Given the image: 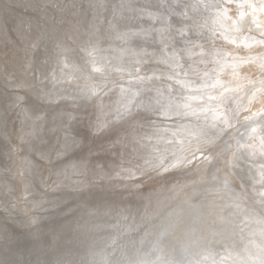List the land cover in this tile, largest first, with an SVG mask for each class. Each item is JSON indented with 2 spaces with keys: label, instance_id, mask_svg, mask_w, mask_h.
<instances>
[{
  "label": "rangeland",
  "instance_id": "rangeland-1",
  "mask_svg": "<svg viewBox=\"0 0 264 264\" xmlns=\"http://www.w3.org/2000/svg\"><path fill=\"white\" fill-rule=\"evenodd\" d=\"M154 1L0 0V264H264V0ZM153 182L164 206L144 215Z\"/></svg>",
  "mask_w": 264,
  "mask_h": 264
},
{
  "label": "bare ground",
  "instance_id": "bare-ground-1",
  "mask_svg": "<svg viewBox=\"0 0 264 264\" xmlns=\"http://www.w3.org/2000/svg\"><path fill=\"white\" fill-rule=\"evenodd\" d=\"M123 1H124V0H123ZM143 1H145V0H143ZM148 1H149V0H148ZM148 1L146 0L145 5H146V3H147ZM153 1H154V0H153ZM155 1H157V0H155ZM155 1H154V2H155ZM157 2H160V0L157 1ZM142 3H143V2H142ZM148 3H150V6H151L152 4H153V5H156V4H154V3L152 2V0H151L150 2H148ZM148 3H147V6H148ZM155 3H156V2H155ZM163 3H164V2H162L161 4L163 5ZM157 4H158V3H157ZM164 5L167 6V4H165V3H164ZM168 5H169V4H168ZM170 5H171V4H170ZM172 5H173V4H172ZM157 6H158V5H156V7H157ZM159 6H160V3H159ZM165 6H164V7H165ZM161 7H162V6H161ZM224 7H225V6H224ZM238 7H239V6H238ZM240 7H241V6H240ZM145 8H147V7H145ZM170 8H172V7H170ZM140 9H141V8H140ZM149 10H150V9H149ZM172 10H173V9H172ZM247 10H248V9H247ZM150 11H151V10H150ZM138 12H139V11H138ZM141 12L143 13V12H145V10L143 9ZM141 12H140V13H141ZM146 12H147V11H146ZM244 12H245V10H244ZM169 13H170V12H169ZM7 14H8V13H7ZM147 14H148V13H147ZM174 14H175V13H174ZM176 14H177V13H176ZM231 14H232V13H231ZM140 15H141V14H140ZM148 15H149V14H148ZM171 15H172V14H171ZM117 16H118V15H117ZM117 16H116V17H117ZM142 16H143V14H142ZM145 16H146V14H145ZM148 17H149V16H148ZM222 17H223V16H222ZM245 17H246V16H245ZM136 18H138V17H135V19H136ZM173 18H174V17H173ZM175 18H176V17H175ZM175 18H174V19H175ZM138 19H139V18H138ZM140 19H141V18H140ZM156 19H157V18H156ZM158 19H159V18H158ZM221 19H222V18H221ZM146 20H147V19H146ZM146 20H145V21H146ZM170 20H171V19H170ZM223 20H225V18H224ZM143 21H144V20H143ZM148 21H149V20H148ZM157 21H158V20H157ZM181 21H182V20H181ZM120 22H121V21H120ZM123 22H124V21H123ZM130 22H131V21H129L128 23H130ZM138 22H139V21H138ZM149 22H150V21H149ZM158 22H159V21H158ZM133 23H134V21H133ZM147 23H148V22H147ZM150 23H151V22H150ZM221 23H222V22H221ZM125 24H127V23H125ZM142 24H143V23H142ZM144 24H145V23H144ZM151 24H152V23H151ZM171 24H172V23H171ZM208 24H209V23H208ZM208 24H207V26H209ZM236 24H237V23H236ZM236 24H235V27L237 26ZM152 25H153V24H152ZM152 25H151V26H152ZM240 25H241V24H240ZM245 25H246V24H245ZM245 25H244V26H245ZM139 26H140V24H139L137 27H139ZM142 26H143V25H142ZM171 26H172V25H171ZM173 26H174V25H173ZM173 26H172V27H173ZM181 26H182V25H181ZM195 26H196V25H195ZM242 26H243V24H242ZM242 26H241V27H242ZM154 27H155V26H154ZM237 27H238V28H241V27H239V25H238ZM150 28H152V27H150ZM156 28H157V27H156ZM158 28H159V27H158ZM173 28H174V27H173ZM221 28H222V27H221ZM141 29H142V28H141ZM169 30H172V28H171V29H168V31H169ZM194 30H195V29H194ZM223 30H224V29H223ZM154 31H155V30H154ZM173 31H174V30H173ZM173 31L171 32V36H172L175 40H177V39H178V36H177L178 34H177V35L174 34ZM237 31H238V30H237ZM256 31H257V30H256ZM256 31H255V32H256ZM151 32H152V31H150V33H151ZM169 32H170V31H169ZM238 32H239V31H238ZM226 33H227V32H226ZM231 33H234V32H231ZM151 34H152V33H151ZM152 35H154V32H153ZM234 35H235V33H234ZM240 35H241V34H240ZM247 35H248V33H247ZM10 36H11V35H10ZM14 36H15V35H14ZM60 36H61V35H60ZM119 36H120V35H119ZM137 36L139 37V35H137ZM141 36H142V35H141ZM147 36H148V35H147ZM150 36H151V35H150ZM182 36H183V35H182ZM135 37H136V36H135ZM148 37H149V36H148ZM154 37H155V36H154ZM154 37H153V40H152V41H154ZM223 37H224V36H223ZM219 38H220V36H219ZM227 38H228V37H227ZM233 38H234V37H233ZM247 38H248V37H247ZM249 38H250V37H249ZM115 39H116V38H115ZM148 39H149V38H148ZM235 39H236V38H235ZM235 39H234V40H235ZM124 40H125V39H124ZM133 40H134V39H133ZM140 40H141V39H140ZM210 40H211V39H210ZM246 40H247V39H246ZM253 40H254V39H253ZM253 40H252V42H254ZM120 41H121V40H120ZM215 41L217 42V39H216ZM235 41H236V40H235ZM237 41H238V40H237ZM121 42H122V41H121ZM218 42L220 43V41H218ZM123 43H124V41H123ZM214 43H215V42H214ZM234 43H235V42H234ZM238 43H239V42H238ZM238 43H237V44H238ZM118 44H119V43H118ZM222 44H223V43L221 42V47H222V46H225V45H222ZM235 44H236V43H235ZM157 45H158V44H157ZM219 45H220V44H219ZM116 46H117V45H116ZM119 46H120V45H119ZM150 46H151V45H150ZM154 46H155V44H154ZM176 46H177V45H176ZM243 46H244V45H243ZM152 47H153V46H152ZM185 47H186V46H185ZM231 47H232V46H231ZM110 48H111V47H110ZM110 48H109V49H110ZM148 48H149V47H148ZM171 48H172V47H171ZM177 48H178V47H177ZM179 48H180V47H179ZM183 48H184V47H183ZM186 48H187V47H186ZM224 48H225V47H224ZM111 49H114V48H111ZM123 49H124V48H123ZM221 49L223 50V48H221ZM233 49H235V48H233ZM115 50H116V52L118 51L117 49H115ZM119 50H120V49H119ZM137 50H138V49H137ZM186 50H187V49H186ZM225 50H226V48H225ZM225 50H224V51H225ZM237 50H239V48H237ZM237 50H236V51H237ZM108 51H109V50H108ZM113 51H114V50H113ZM133 51H134V50H133ZM181 51H182V50H181ZM191 51H192V50H191ZM250 51H251V49H250ZM250 51H249V52H250ZM101 52H102V51H101ZM135 52H136V51H135ZM160 52H161V51H160ZM175 52H177V51H175ZM195 52H196V51H195ZM227 52H229L228 49H227L226 53H227ZM233 52H234V54H235V51H234V50H233L232 52L230 51V54H233ZM242 52H245V51L243 50ZM242 52L240 51V52L238 53V51H237L236 55H237V54L240 55V53H241V54H242V55H240V57H241V56L244 55ZM258 52H259V51H258ZM114 53H115V52H114ZM147 53H148V52H147ZM183 53H184V52H183ZM183 53H181V54H183ZM254 53H255V52H253V54H254ZM111 54H113V53H111ZM119 54H120V53H119ZM163 54H164V53H163ZM175 54H176V53H175ZM247 54H248V53H247ZM115 55H117V54H114V56H115ZM227 55H228V54H227ZM236 55H235V56H236ZM251 55H252V54H251ZM123 56H124V55H123ZM178 56H179V55H178ZM133 57H135V56H133ZM133 57H132V58H133ZM238 57H239V56H238ZM77 58H78V57H77ZM124 58H125V57H124ZM136 58H138V57H136ZM245 58H247V57L245 56ZM79 59H80V58H79ZM116 59H117V58H116ZM130 59H131V58H130ZM233 59H235V57H234ZM113 60H115V59H113ZM235 60H236V59H235ZM85 61H87V60H85ZM165 61H166V60H165ZM13 62H14V61H13ZM66 62H67V61H66ZM83 63H85V62L83 61ZM83 63H82V64H83ZM86 63H88V62H86ZM136 63H137V62H136ZM242 63H243V62H242ZM246 63H247V62H246ZM238 64H239V63H238ZM243 64H244V63H243ZM250 64H251V63H250ZM259 64H260V63H259ZM261 64H262V63H261ZM32 65H33V64H32ZM32 65H31V66H32ZM84 65H86V64H84ZM164 65H165V64H164ZM169 65H170V64H169ZM241 65H242V64H241ZM31 66H30V68H31ZM86 66H87V65H86ZM236 66H237V71L240 70V69H238V65H236ZM104 67H105V66H104ZM112 67H113V66H112ZM176 67H177V66H176ZM253 67H254V66H253ZM258 67H259V66H258ZM98 68H99V67H98ZM100 68H101V67H100ZM143 68H145V67H143ZM173 68H174V67H173ZM184 68H185V67H184ZM239 68H240V67H239ZM245 68L248 69L247 67H243V69H245ZM251 68H252V67H251ZM103 69H104V68H103ZM158 69H159V68H158ZM163 69H164V68H163ZM163 69H162V70H163ZM234 69H236V68L234 67ZM246 69H245V70H246ZM123 70H124V69H123ZM183 70H184V69H183ZM248 70H249V69H248ZM248 70H247V71H248ZM257 70H259V69H257ZM37 71H38V70H37ZM225 71L227 72L228 70H225ZM232 71H233V70H232ZM232 71H230V72H232ZM247 71H245V72H246V75H247ZM123 72H124V71H123ZM164 72H165V71H164ZM169 72H170V70H169ZM173 72H174V71H173ZM175 72H177V71H175ZM228 72H229V71H228ZM238 72H239V74H240L242 71L240 70V71H238ZM238 72H237V73H238ZM253 72H254V71H253ZM85 73H86V72H85ZM137 73H138V72H137ZM114 74H115V73H114ZM123 74H124V73H123ZM162 74H163V73H162ZM231 74H232V73H231ZM233 74L236 76L235 72H234ZM242 74H243V73H242ZM250 74H251V72H250ZM255 74H256V73H255ZM80 75H81V74H80ZM121 75H122V74H121ZM138 75H139V74H138ZM142 75H143V73H142ZM223 75H224V74H223ZM234 75H233V76H234ZM135 76H136V74H135ZM166 76H168V75H166ZM227 76H229V75H227ZM237 76H238V75H237ZM242 76H244V75H242ZM257 76H258V75H257ZM41 77H42V76H41ZM121 77H122V76H121ZM124 77H125V76H124ZM143 77H144V76H143ZM161 77H162V76H161ZM230 77H232V76H230ZM239 77H240V75H239ZM245 77H246V76H245ZM78 78H79V77H78ZM114 78H115V77H114ZM119 78H120V77H119ZM145 78H146V77H145ZM157 78H158V76H157ZM232 78H233V77H232ZM235 78H236V77H235ZM22 79H23V78H22ZM44 79H45V78H44ZM50 79H51V78H50ZM66 79H67V78H66ZM107 79H108V78H107ZM126 79H127V78H126ZM128 79H129V78H128ZM148 79H150L149 82H151V80H152L153 78L150 77V78H148ZM178 79H179V78H178ZM186 79H187V77H186ZM99 80H100V79H99ZM138 80H140V79H138ZM143 80H145V79H143ZM235 80H236V79H235ZM39 81H40V80H39ZM41 81H42V80H41ZM132 81H133V80H132ZM135 81H136V80H135ZM135 81H133V84L135 83ZM153 81H154V80H153ZM128 82H129V81H128ZM144 82H145V81H142V82H141V85H142V86L140 85L139 88L142 87L141 89H143V87H145V86L148 85V83H144ZM159 82H160V81H159ZM52 83H53V82H52ZM60 83H61V82H60ZM138 83H139V82H138ZM153 83H154V82H153ZM163 83H164V81H163ZM72 84H73V83H72ZM72 84L70 83V85H72ZM136 84H137V83H136ZM168 84H169V83H168ZM185 84H186V83H185ZM188 84H189V83H188ZM243 84H244V83H243ZM101 85H102V84H101ZM112 85H114V83H113ZM112 85H111V86H112ZM121 85H122V84H121ZM150 85H152V83H151ZM163 85L166 86L167 84H163ZM36 86H37V84H36ZM135 86H136V85H135ZM34 87H35V86H34ZM43 87H44V86H43ZM75 87H76V86H75ZM94 87H95V86H94ZM96 87H97V86H96ZM166 87H167V86H166ZM187 87H188V86H187ZM235 87H236V86H235ZM44 88H45V87H44ZM46 88H47V87H46ZM120 88H121V87H120ZM122 88H123V87H122ZM247 88H248V87H247ZM261 88H262V87H261ZM161 89H162V88H161ZM245 89H246V88H245ZM259 89H260V88H259ZM102 90H103V89H102ZM117 90H118V89H117ZM175 90H176V89H175ZM247 90H248V89H247ZM129 91H131V90H129ZM250 91H251V90H250ZM229 92H230V91H229ZM231 92H232V91H231ZM248 92H249V91H248ZM121 93H122V92H121ZM62 94H63V93H62ZM99 94H100V93H99ZM116 94H117V93H116ZM182 94H183V93H182ZM255 94H256V92H255ZM66 95H67V94H66ZM69 95H70V94H69ZM87 95H88V94H87ZM117 95H118V94H117ZM197 95H198V94H197ZM200 95H201V94H200ZM232 95H233V94H232ZM2 96H3V95H2ZM45 96H46V95H45ZM73 96H74V95H73ZM83 96H84V95H83ZM201 96H202V95H201ZM12 97H13V96H12ZM105 97H106V96H105ZM110 97H111V96H110ZM192 97H193V95H192ZM0 98H1V96H0ZM5 98H6V97H5ZM182 98H183V97H182ZM187 98H188V97H187ZM187 98H186V99H187ZM97 99H98V98H97ZM138 99H139V98H138ZM189 99H190V98H189ZM195 99H196V98H195ZM195 99H194V100H195ZM197 99H198V98H197ZM207 99H208V98H207ZM0 100H3V98L0 99ZM9 100H10V99H9ZM11 100H12V99H11ZM94 100H95V99H94ZM98 100H100V99H98ZM191 100H192V99H191ZM203 100H204V99H203ZM263 100H264V98H263ZM18 101H19V100H18ZM207 101H208V100H207ZM12 102H13V101H12ZM75 102H76V101H75ZM100 102H101V101H100ZM100 102H99V103H100ZM102 102H104V101H102ZM244 102H245V101H244ZM263 102H264V101H263ZM1 103H3V102L1 101ZM81 103H82V102H81ZM88 103H89V102H88ZM90 103L92 104V102H90ZM93 103H94V102H93ZM95 103H96V102H95ZM99 103H98V104H99ZM120 103H121V102H120ZM184 103H185V102H184ZM189 103H190V102H189ZM193 103H194V102H193ZM198 103H199V102H198ZM14 104H15V103H14ZM71 104H72V102H71ZM117 104H118V103H117ZM124 104H125V102H124ZM134 104H135V103H134ZM175 104H176V103H175ZM195 104H196V103H195ZM200 104H201V103H200ZM205 104H206V103H205ZM237 104H238V103H237ZM259 104H261V103H259ZM259 104H258V106H260ZM93 105H94V104H93ZM120 105H121V104H120ZM120 105H119V106H120ZM122 105H123V104H122ZM122 105H121V106H122ZM170 105H171V104H170ZM263 105H264V103H263ZM90 106H91V105H90ZM130 106H131V105H130ZM138 106H139V105H138ZM167 106H169V105H167ZM13 107H14V106H13ZM115 107H116V106H115ZM135 107H137V106H135ZM172 107H173V106H172ZM261 107H262V106H261ZM261 107H260V108H261ZM59 109H60V108H59ZM59 109H58V110H59ZM124 109H125V107H124ZM257 109H258V108H257ZM261 109H262V108H261ZM62 110H63V108H62ZM64 110H65V109H64ZM84 110H85V109H84ZM84 110H83V111H84ZM86 110L88 111V107H87ZM86 110H85V111H86ZM245 110H246V109H245ZM53 111H54L53 114H55V113H56L55 110H53ZM81 111H82V110H81ZM121 111H122V110H121ZM136 111H137V110H136ZM152 111H153V110H152ZM154 111H155V110H154ZM246 111H247V110H246ZM246 111H245V112H246ZM59 112H60V111H59ZM91 112H92V111H91ZM93 112H94V111H93ZM96 112H97V111H96ZM133 112H134V111H132V113H133ZM185 112H187V111H185ZM62 113H63V112H62ZM160 113H161V112H160ZM160 113H159V114H160ZM183 113H184V112H183ZM187 113H188V112H187ZM250 113H251V112H250ZM252 113H253V112H252ZM254 113H255V112H254ZM53 114H51V115H53ZM57 114H58V112H57ZM60 114H61V113H60ZM64 114H65V112H64ZM97 114H98V113H97ZM100 114H102V112H101ZM140 114H141V113H140ZM248 114H249V113H248ZM256 114H257V112H256ZM17 115H18V114H17ZM95 115H96V113H95ZM95 115L93 114V117H95ZM102 115H103V114H102ZM157 115H158V114H157ZM172 115H173V114H172ZM240 115H241V114H240ZM252 115H253V114H252ZM56 116H57V115H56ZM61 116H62V115H61ZM61 116H59V117H61ZM90 116H91V115H90ZM103 116H104V115H103ZM106 116H107V115H106ZM124 116H125V115H124ZM187 116H188V115H187ZM244 116H245V115H244ZM246 116H248V115H246ZM246 116H245V119H246ZM17 117H18V116H17ZM178 117H179V116H178ZM223 117H224V116H223ZM225 117H226V116H225ZM249 117H250V116H249ZM89 118H90V117H89ZM89 118H88V119H89ZM91 118H92V117H91ZM91 118H90V120H91ZM95 118H97V117H95ZM117 118H118V117H117ZM226 118H227V117H226ZM242 118H243V117H242ZM86 119H87V118H86ZM93 119H94V118H93ZM153 119H154V118H153ZM237 119H239V118H237ZM240 119H241V117H240ZM243 119H244V118H243ZM22 120H23V119H22ZM90 120H89V121H90ZM94 120H95V119H94ZM99 120H100V119H99ZM222 120L225 121V119H222ZM249 120H250V119H249ZM89 121H87V122L89 123ZM104 121H105V120H104ZM219 121H220V120H219ZM229 121H232V120L229 119ZM20 122H21V121H20ZM84 122H85V121H84ZM87 122H86V123H87ZM96 122H97V121H96ZM96 122H93V121L91 122V121H90V124H91V123H94V124H95ZM136 122H137V121H136ZM136 122H135V123H136ZM165 122H167V121H165ZM88 123H87V124H88ZM103 123H104V122H103ZM190 123H191V122H190ZM221 123H222V121H221ZM221 123H220V124H221ZM227 123L229 124V122H227ZM227 123H226V121H225V124H227ZM137 124H138V123H137ZM139 124H140V123H139ZM141 124H142V123H141ZM167 124H168V123H167ZM187 124H188V123H187ZM223 124H224V123H223ZM88 125H89V124H88ZM88 125H87V126H88ZM91 125H92V124H91ZM170 125H171V124H170ZM179 125H180V124H179ZM215 125H216V124H215ZM89 126H90V125H89ZM103 126H104V125H103ZM105 126H106V125H105ZM139 126H140V125H139ZM144 126H145V125H144ZM191 126H192V125H191ZM228 126H229V125H227L226 127L228 128ZM90 127H91V126H90ZM97 127H98V126H97ZM100 127H102V126H100ZM150 127H151V126H150ZM187 127H189V126H187ZM224 127H225V126H224ZM58 128H59V127H58ZM82 128H84V127H82ZM134 128H135V127H134ZM156 128H157V127H156ZM180 128H181V127H180ZM217 128H218V126H217ZM219 128H220V127H219ZM159 129H160V128H159ZM244 129H245V128H244ZM83 130H84V129H83ZM87 130H88V129H87ZM87 130H86V131H87ZM182 130H183V129H182ZM221 130H222V129H221ZM42 131H43V130H42ZM55 131H56V130H55ZM189 131H190V130H189ZM223 131H224V130H223ZM88 132H89V131H88ZM200 132H201V131H200ZM80 133H82V132H80ZM92 133H93V132H92ZM140 133L142 134V132H140ZM167 133H168V132H167ZM181 133H182V132H181ZM189 133H190V134H189ZM189 133H188V134H189L188 136L192 135V132H189ZM179 134H180V133H179ZM254 134H255V133H254ZM83 135H85V134H83ZM159 135H160V134H159ZM177 135H178V134H177ZM184 135H185V134H184ZM200 135H201V134H200ZM202 135H203V134H202ZM86 136H87V135H85L84 137H86ZM149 136H150V135H149ZM197 136H199V135H197ZM260 136H261V135H260ZM127 137H129V136H127ZM141 137H142V136H141ZM150 137H151V136H150ZM161 137H164V136H161ZM186 137H187V136H186ZM192 137H193V136H192ZM210 137L212 138V136H210ZM256 137H257V136H256ZM67 138H68V136H67ZM125 138H126V137H125ZM156 138H157V137H156ZM158 138H159V136H158ZM158 138H157V139H158ZM165 138H166V135H165ZM169 138H170V136H169ZM172 138H173V137H172ZM187 138H188V137H187ZM198 138H199V137H198ZM246 138H247V137H246ZM261 138H262V140H263V139H264V136H262ZM261 138H258V139H261ZM68 139H69V138H68ZM91 139H92V138H91ZM137 139H138V138H137ZM137 139H136V140H137ZM144 139H145V138H144ZM161 139H162V138H161ZM170 139H171V138H170ZM176 139H177V138H176ZM189 139H190V138H189ZM199 139L201 140V138H199ZM203 139H204V138H203ZM203 139H202V140H203ZM227 139H228V138H227ZM244 139H245V138H244ZM256 139H257V138H256ZM258 139L256 140L257 143H258V142H261V140L258 141ZM8 140H9V139H8ZM65 140H66V138H65ZM83 140L86 142V140L89 141L90 139H89V138H88V139L85 138V139H83ZM130 140H131V139H130ZM204 140H205V139H204ZM206 140H207V139H206ZM246 140H247V139H246ZM66 141H67V140H66ZM88 141H87V142H88ZM153 141H154V140H153ZM153 141H152V142H153ZM160 141L163 142L162 140H160ZM168 141H169V140L167 139V142H168ZM172 141H173V140H172ZM186 141H188V140H186ZM253 141H254V139H253ZM82 142H83V141H82ZM137 142H138V141H137ZM137 142H136V143H137ZM149 142H151V141H149ZM152 142H151V143H152ZM158 142H159V141H158ZM203 142H204V141H203ZM226 142H227V141H226ZM246 142H247V141H246ZM248 142H249V141H248ZM71 143H72V142H71ZM155 143H156V142H155ZM229 143H230V142H229ZM257 143H255V144H257ZM25 144H26V143H25ZM53 144H55V143H53ZM84 144H85V143H84ZM89 144H90V143H89ZM89 144H88V145L85 144V146L87 145V148H89V147H90ZM95 144H96V143H95ZM148 144H149V143H148ZM148 144H145V145H148ZM160 144H161V143H160ZM246 144H247V143H246ZM250 144H251V143H250ZM253 144H254V142H253ZM253 144H252V146H253ZM255 144H254L253 147H255ZM259 144H260V143H259ZM259 144H258V146H256L255 148H257V149L259 148V151H260V148L263 147V146H262V144H261V146L259 147ZM26 145H27V144H26ZM113 145H114V144H113ZM122 145H123V144H122ZM150 145H151V144H149V146H147L148 148H146V150H145L147 154H150V152H153V149H152L153 147L151 148ZM166 145H167V144H166ZM88 146H89V147H88ZM162 146H163L162 149L165 148V145H162ZM179 146H180V145H179ZM186 146H187V145H186ZM133 147H134V146H133ZM155 147H156V146H155ZM157 147H159V146L157 145ZM167 147H169V146H167ZM246 147H248V146H246ZM85 148H86V147H85ZM92 148H93V147H92ZM92 148H91V149H92ZM107 148H108V147H107ZM107 148H106V149H107ZM122 148H123V147H122ZM170 148H171V146H170ZM170 148H169V150H171ZM195 148H196V147H195ZM57 149H58V148H57ZM106 149L104 150L103 153H105ZM119 149H120V148H119ZM162 149H161V151H164V150H162ZM166 149H168V148H166ZM185 149H186V148H185ZM251 149H252V148H251ZM257 149H255V150H257ZM263 149H264V148H263ZM263 149H262V150H263ZM64 150H65V149H64ZM88 150H90V149H88ZM92 150H93V149H92ZM96 150H97V149H96ZM101 150H102V149H101ZM125 150H126V149H125ZM154 150H155V149H154ZM158 150H160V149H158ZM54 151H55V150H54ZM251 151H252V150H251ZM253 151H254V149H253ZM86 152H87V151H86ZM106 152H107V151H106ZM164 152H165V151H164ZM164 152H163V153H164ZM166 152H167V151H166ZM166 152H165V154H166ZM174 152H175V151H174ZM261 152H263V155H264V150L261 151ZM101 153H102V152H101ZM121 153H122V152H121ZM161 153H162V152H161ZM232 153H233V152H232ZM247 153H249V152H247ZM257 153H258V152H257ZM259 153H260V152H259ZM105 154H106V153H105ZM105 154H104V155H105ZM167 154H168V153H167ZM173 154H174V153H173ZM21 155H22V154H21ZM26 155H27V154H26ZM160 155H161V154H160ZM214 155H215V154H214ZM164 156L166 157V155H164ZM231 156H232V155H231ZM245 156H246V155H245ZM256 156H259V157L257 158ZM165 157H164V158H165ZM234 157H235V156H234ZM248 157H249V156H248ZM262 157H263V156H262ZM262 157H261L260 155H258V154L255 155V158H256V161H257L256 163H257V164H261V162L263 161V158H262ZM26 158H27V157H26ZM66 158H67V157H66ZM66 158H65V159H66ZM68 158H69V157H68ZM88 158H89V157H88ZM88 158H87V159H88ZM92 158H93V157H92ZM94 158H95V157H94ZM101 158H102V157H101ZM145 158H147V156H145V155L142 156V159H145ZM164 158H162V159H164ZM129 159H130V158H129ZM142 159H140V160L142 161ZM162 159H161V160H162ZM237 159H238V158L234 159V160L231 162V166H232V167H234V164H236ZM62 160H63V159H62ZM146 160H147V159H146ZM161 160H160V161H161ZM71 161H72V160H71ZM71 161H70V162H71ZM143 161H144V160H143ZM214 161H215V160H214ZM58 162H59V161H58ZM66 162H68L67 159H66ZM72 162H73V161H72ZM91 162H93V161H91ZM146 162H147V161H146ZM157 162H158V161H157ZM161 162H162V161H161ZM25 163H26V162H25ZM68 163H69V162H68ZM74 163H75V161H74ZM96 163H97V162H96ZM99 163H100V162H99ZM105 163H106V162H105ZM110 163H111V162H110ZM135 163H136V162H135ZM28 164H29V163H28ZM58 164H59V163H58ZM60 164H61V163H60ZM69 164H70V163H69ZM123 164H124V163H123ZM205 164H206V163H205ZM61 165H62V164H61ZM65 165H66V164H65ZM115 165H116V164H115ZM119 165H120V164H119ZM160 165H161V163H160ZM210 165H211V164H209V166H210ZM212 165H213V163H212ZM212 165H211V166H212ZM62 166H64V165H62ZM66 166H67V165H66ZM66 166H65V167H66ZM68 166H69V165H68ZM73 166H74V165H73ZM100 166H101V165H100ZM100 166H99V167H100ZM158 166H159V165H158ZM235 166H236V165H235ZM254 166H255V165H254ZM57 167H58V166H57ZM57 167H56V168H57ZM69 167H70V166H69ZM227 167H229V166H227ZM237 167H238V166H237ZM58 168H59V167H58ZM58 168H57V169H58ZM62 168H63V167H62ZM66 168H67V167H66ZM150 168H151V167H150ZM198 168H199V167H198ZM204 168H205V167H204ZM204 168H203V169H204ZM210 168H211V167H210ZM29 169H30V168H29ZM57 169H56V170H57ZM99 169H100V168H99ZM103 169H104V168H103ZM199 169H200V168H199ZM205 169H206V168H205ZM231 169H232V168H231ZM248 169H251V168H248ZM25 170H26V169H25ZM60 170H63V169H60ZM60 170H59V171H60ZM68 170H69V169H68ZM108 170H109V169H108ZM114 170H115V169H114ZM114 170H113V171H114ZM155 170H156V169H155ZM234 170H235V169H234ZM234 170H233V172H234ZM27 171H28V170H27ZM203 171H204V170H203ZM229 171H230V170H229ZM114 172H116V171H114ZM153 172H154V171H153ZM68 174H69V173H68ZM233 174H234V173H233ZM261 174H262V173H261ZM137 175H138V174H137ZM152 175H153V174H152ZM68 176H69V175H68ZM71 176H72V175H71ZM113 176H114V175H113ZM100 177H101V176H100ZM106 177H107V176H106ZM192 177H193V176H192ZM67 178H68V177H67ZM95 178H96V177H95ZM98 178H99V177H98ZM101 178H102V177H101ZM234 178H235V177H234ZM234 178H233V180H234ZM237 178H238V176H237ZM68 179H69V178H68ZM106 179H107V178H106ZM111 179H112V178H111ZM111 179H110V180H111ZM30 180H32V179H30ZM60 180H62V179H60ZM67 181H68V180H67ZM100 181H101V180H100ZM103 181H104V180H103ZM262 181H263V180H262ZM22 182H23V181H22ZM106 182H107V181H106ZM111 182H113V180H112ZM131 182H132V181H131ZM234 182H235V181H234ZM240 182H241V181H240ZM34 183H35V182H34ZM77 183H78V182H77ZM82 183H83V182H82ZM89 183H90V182H89ZM104 183H105V182H104ZM117 183H118V182H117ZM262 183H263V182H262ZM23 184H24V183H23ZM32 184H33V183H32ZM90 184H91V183H90ZM93 184H94V183H93ZM100 184H101V183H100ZM133 184H134V183H133ZM133 184H132V185H133ZM241 184H242V183H241ZM257 184H259V183H257ZM257 184H256L255 186H257ZM260 184H261V183H260ZM82 185H83V184H82ZM85 185H86V184H85ZM98 185H99V184H98ZM106 185H107V184H106ZM26 186H27V185H26ZM32 186H33V185H32ZM69 186H70V185H69ZM88 186H89V185H88ZM88 186H87V187H88ZM260 186H261V185H260ZM34 187H35V186H34ZM54 187H55V186H54ZM67 187H68V186H67ZM89 187H90V186H89ZM99 187H100V186H99ZM25 188H26V187H25ZM29 188H30V187H29ZM156 188H157V187H155L154 190L149 191V193L147 194V199H146L144 202L139 201V203L141 202V204H142V205H141L142 207H140V208H141V212H142V210H144V211H145V210H146V211H148V210H149V211H152L151 209H153V208L158 209V208H162V206H164V200H161V199L157 198V197L155 196V194L150 193V192H154ZM259 188H260V187H259ZM27 189H28V188H27ZM118 189H119V188H118ZM194 189H195V188H194ZM260 189H261V188H260ZM52 190H53V189H52ZM70 190H71V189H70ZM157 190H158V189H157ZM238 190H239V189H238ZM258 190H259V189H258ZM93 191H94V190H93ZM95 191H96V190H95ZM97 191H98V190H97ZM115 191H116V190H115ZM120 191H121V190H120ZM261 191H262V190H261ZM261 191L259 190V192H261ZM91 192H92V191H91ZM109 192H110V191H109ZM121 192H122V191H121ZM124 192H125V191H124ZM124 192H123V194H124ZM32 193H33V192H32ZM99 193H100V192H99ZM101 193H102V192H101ZM107 193H108V192H107ZM110 193L112 194V192H110ZM256 193L258 194V192H256ZM52 194H53V192H52ZM55 194H56V193H55ZM55 194H54V195H55ZM58 194H59V193H58ZM88 194H89V193H88ZM102 194H103V193H102ZM113 194H115V193L113 192ZM119 194H120V193H119ZM119 194H118L117 196L115 195V197L117 198V197L119 196ZM33 195H34V193H33ZM49 195H51V194H49ZM54 195H53V196H54ZM86 195H87V194H86ZM91 195H92V194H91ZM99 195H100V194H99ZM254 195H256V194H254ZM258 195H259V194H258ZM60 196H62V195H60ZM65 196H66V195H65ZM88 196H89V195H88ZM93 196H95V195H93ZM107 196H108V195H107ZM143 196H144V195H143ZM220 196H221V195H220ZM222 196H223V195H222ZM222 196H221V197H222ZM50 197H51V196H50ZM101 197H102V196H101ZM115 197H114V198H115ZM258 197H259V196H258ZM41 198H42V197H41ZM58 198H59V197H58ZM91 198H92V197H91ZM108 198H110V197H108ZM112 198H113V197H112ZM112 198H110L111 201H112ZM114 198H113V199H114ZM145 198H146V195H145ZM259 198H260V197H259ZM50 199H51V198H50ZM60 199H61V198H60ZM94 199H95V198H94ZM105 199H106V197H105ZM119 199H120V197H119ZM132 199H134V198H132ZM132 199H131V200H132ZM136 199H137V198H136ZM260 199H261V198H260ZM52 200H53V199H52ZM74 200H75V199H74ZM86 200H87V199H86ZM97 200H98V198H97ZM97 200H96V201H97ZM102 200H103V199H102ZM114 200H115V199H114ZM140 200H141V199H140ZM215 200H216V199H215ZM261 200H262V199H261ZM27 201H28V200H27ZM32 201H33V200H32ZM38 201H39V199L37 200L36 203H38ZM47 201H48V200H47ZM66 201H68V199H67ZM66 201H65V202H66ZM105 201H106V200H105ZM105 201H104V202H105ZM179 201H180V202L178 203V206L182 207V206H184V203H185V201H186V198H183V197H182V198L179 199ZM29 202H31V201H29ZM44 202H45V201H44ZM93 202H94V201H93ZM104 202H102L101 204H103ZM106 202H108V200H107ZM109 202H110V201H109ZM109 202H108V203H109ZM121 202H122V201H121ZM127 202H128V200H127ZM129 202H130V201H129ZM261 202H262V201H261ZM90 203H91V202H90ZM117 203L119 204L120 202L117 201ZM117 203H116V204H117ZM137 203H138V202H137ZM50 204H51V203H50ZM59 204H61V203H59ZM83 204H84V203H83ZM86 204H87V203H86ZM95 204L97 205V203H95ZM95 204H94V205H95ZM98 204L101 205L100 203H98ZM110 204H111V202H110ZM112 204H114V202H113ZM133 204H134V203L132 202L131 205L133 206ZM135 204H136V203H135ZM99 205H98V206H99ZM54 206H56V205H54ZM87 206H88V205H87ZM104 206H105V204H104ZM106 206H107V205H106ZM106 206H105V207H106ZM110 206H111V205H110ZM120 206H122V205L120 204L118 207H120ZM58 207H59V206H58ZM61 207H62V206H61ZM115 207H116V206H115ZM136 207H137V206H136ZM138 207H139V206H138ZM30 208H31V207H30ZM47 208H48V207H47ZM54 208H55V207H54ZM100 208H101V206H100ZM109 208L111 209V207H109ZM109 208H107V209L104 208V209L109 211ZM116 208H117V207H116ZM116 208L114 209V207H113L112 209L116 210ZM171 208H172V207H171ZM231 208H232V207H231ZM93 209H94V208H93ZM123 209H124V208H123ZM134 209H135V207H134ZM137 209H138V208H137ZM169 209H170V208H169ZM201 209H202V208H201ZM101 210H103V207H102ZM105 210H103V212H105ZM118 210H119V209H118ZM122 211H123V210H122ZM130 211H131V210H130ZM153 211H155V210L153 209ZM160 211H161V210H160ZM226 211H227V210H226ZM109 212H110V211H109ZM111 212H112V211H111ZM132 212H133V211H132ZM95 213H96V212H95ZM112 213H114V211H113ZM142 213L144 214V212H142ZM146 213H147V212H145V214H146ZM149 213L151 214L152 212H148V214H149ZM101 214H102V213H101ZM101 214L98 213V215H100V216H101ZM109 214H110V213H109ZM119 214H120V213H119ZM145 214H144V215H145ZM152 214H153V213H152ZM155 214H156V213H155ZM155 214H154V215H155ZM162 214H163V213H162ZM222 214H223V213H222ZM254 214H255V212H254ZM12 215H13V214H12ZM52 215H54V214H52ZM52 215H51V218H53ZM102 215H103V214H102ZM104 215H105V214H104ZM104 215H103V216H104ZM111 215H112V214H111ZM113 215H114V217H115V213H114ZM144 215H143V216H144ZM158 215H159V213H158ZM205 215L208 216L207 214H205ZM239 215H240V213H239ZM247 215H248V214H247ZM41 216H42V215H41ZM96 216H97V215H96ZM96 216H95V217H96ZM103 216H102V217H103ZM117 216H118V218H117ZM131 216H132V215H131ZM141 216H142V215H141ZM141 216H140V217H141ZM143 216H142V217H143ZM152 216H153V215H152ZM155 216H156V215H155ZM164 216H165V215H164ZM203 216H204V215H203ZM229 216H230V215H229ZM245 216H246V215H245ZM44 217H45V215H44ZM75 217H76V216H75ZM105 217H106V216H105ZM105 217H104V218H105ZM111 217H112V216H111ZM111 217H110V218H111ZM121 217H122V215H121ZM128 217H129V215H128ZM140 217H139V218H140ZM147 217H148V216H147ZM150 217H151V216H150ZM193 217L195 218V216H193ZM248 217H249V216H248ZM248 217H247V218H248ZM86 218H87V216H86ZM112 218H113V217H112ZM134 218H135V217H134ZM145 218H146V216H145ZM247 218H246V219H247ZM7 219H8V218H7ZM46 219H47V218H46ZM46 219H45V220H46ZM49 219H50V218H49ZM71 219H75V218H71ZM81 219H82V218H81ZM87 219H88V218H87ZM100 219H101V218H100ZM115 219L120 220L119 215H116ZM128 219H129V218H128ZM143 219H144V218H143ZM143 219H142V220H143ZM157 219H158V221H159L161 218H157ZM213 219H214V218H213ZM60 220H61V219H60ZM105 220H106V219H105ZM109 220H110V219H109ZM124 220H125V219H124ZM135 220H137V219H135ZM152 220H153V219H152ZM250 220H251V219H250ZM71 221H72V220H71ZM158 221H157V222H158ZM160 221H161V220H160ZM160 221H159V223H160ZM262 221H263V220H262ZM58 222H59V221H58ZM68 222H69V221H68ZM102 222H105V221L102 220ZM102 222H100V223L102 224ZM110 222H112V221H110ZM175 222H176V221H175ZM190 222H191V221H190ZM207 222H208V221H207ZM1 223H2V222H1ZM3 223H4V222H3ZM11 223H13V222H11ZM74 223H75V222H74ZM81 223H82V222H81ZM159 223H157V224H158L159 226H161L162 224H159ZM246 223H248V221H246ZM250 223H251V222H250ZM250 223H249V224H250ZM253 223H254V222H253ZM71 224H72V222H71ZM77 224H78V222H77ZM110 224H111V223H110ZM122 224H124V223L121 222L120 225H122ZM157 224L155 223L154 225L157 226ZM176 224H177V223H176ZM190 224H191V223H190ZM241 224H242V223H241ZM33 225H34V224H33ZM33 225H32V226H33ZM35 225H36V224H35ZM40 225H41V224H40ZM43 225H45V224H43ZM66 225H69V223L67 224V222H66ZM66 225H65V226H66ZM74 225H75V224H74ZM78 225H79V224H78ZM94 225H96V224H94ZM118 225H119V222H118V224H117L116 226H118ZM124 225H125V224H124ZM134 225H135V224H134ZM178 225H179V224H178ZM178 225H177V228H180L181 226L178 227ZM239 225H240V224H239ZM251 225H252V224H251ZM122 226H123V225H122ZM122 226H121V228H124V226H123V227H122ZM126 226H127V225H126ZM162 226H163V225H162ZM241 226H242V225H241ZM252 226H253V225H252ZM252 226H251L250 228H252ZM262 226H263V225H262ZM42 227H43V226H42ZM54 227H55V226H54ZM66 227H67V226H66ZM94 227H95V226H94ZM174 227H175V226H174ZM222 227H223V226H222ZM257 227H258V226H257ZM263 227H264V226H263ZM44 228H45V226H44ZM57 228H58V227H57ZM57 228H56V229H57ZM63 228H64V227H63ZM63 228H61V230H62ZM115 228H116V227H115ZM118 228H119V226H118ZM118 228H116V229H118ZM127 228H128V227H127ZM151 228H152V227H151ZM153 228H154V227H153ZM158 228H159V227H158ZM200 228H201V227H200ZM244 228H245V227H244ZM9 229H10V228H9ZM33 229H34V228H33ZM46 229H47V227H46ZM90 229H91V227H90ZM182 229H183V228H182ZM205 229H206V228H205ZM12 230H13V229H12ZM92 230H93V229H92ZM151 230H153V229H151ZM154 230H155V228H154ZM207 230H209V229H207ZM207 230H206V231H207ZM53 231H54V230H53ZM80 231H81V230H80ZM83 231H84V230H82V232H83ZM96 231L98 232L99 230H96ZM119 231H120V230H119ZM149 231H150V230H149ZM160 231H161V230H159V234L161 233V235H162L163 232H160ZM171 231H174V230H171ZM186 231H187V230H186ZM206 231H205V232H206ZM210 231H211V230H210ZM210 231H208V232H210ZM232 231H233V230H232ZM249 231H250V230H249ZM249 231H248V232H249ZM258 231H259V230H258ZM8 232L11 233L10 231H8ZM23 232H24V231H23ZM44 232H45V231H44ZM64 232H65V231H64ZM93 232H94V231H93ZM115 232H117V231H115ZM155 232H157V230H156ZM175 232H176V230H175L174 232H172V233L174 234ZM179 232H180V230H179ZM179 232H177V233H179ZM188 232H189V231H188ZM196 232H197V231H196ZM256 232H257V231H256ZM9 233H8V234H9ZM21 233H22V232H21ZM33 233H34V232H33ZM37 233H38V232H36L35 234H37ZM42 233H43V232H42ZM46 233H47V232H46ZM46 233H45V234H46ZM48 233H49V232H48ZM48 233H47V234H48ZM51 233H52V232H51ZM51 233H50V235H51ZM76 233H78V232H76ZM83 233H84V232H83ZM87 233H89V231H88ZM99 233H100V232H99ZM99 233H98V234H99ZM123 233H124V232H123ZM149 233H151V232H149ZM165 233H167V232H165ZM168 233H171V232H168ZM180 233H181V232H180ZM249 233H250V232H249ZM5 234H6V233H5ZM93 234H94V233H93ZM121 234H122V233H121ZM121 234H119V236H120ZM125 234H126V233H125ZM152 234H153V231H152ZM157 234H158V233H157ZM159 234H158V235H159ZM12 235H13V233H12ZM37 235H38V234H37ZM76 235H77V234H76ZM78 235H79V234H78ZM83 235H85V234H83ZM89 235H90V234H89ZM94 235H95V234H94ZM126 235H127V234H126ZM150 235H151V234H150ZM150 235H149V236H150ZM158 235L156 236V238L154 237L155 240L157 239ZM165 235H166V234H165ZM232 235H233V234H232ZM21 236H22V235H21ZM33 236H34V235H33ZM47 236H48V235H47ZM115 236H117V234H116ZM149 236H148V237H149ZM168 236H172V234H171V235L169 234ZM168 236H167V237H168ZM175 236H177V235L175 234ZM175 236H173V238H174ZM178 236H179V235H178ZM205 236H206V235H205ZM22 237H23V236H22ZM61 237H62V236H61ZM77 237H78V236H77ZM80 237H81V236H80ZM90 237H91V236H90ZM98 237H99V236H98ZM117 237H118V236H117ZM159 237H160V235H159ZM159 237H158V238H159ZM162 237H163V235H162ZM164 237H165V236H164ZM164 237H163V238H164ZM199 237H201V236H199ZM199 237H198V238H199ZM254 237H255V236H254ZM8 238H9V237H8ZM28 238H29V237H28ZM87 238H89V237H87ZM120 238H121V237H120ZM122 238H123V237H122ZM146 238H147V237H146ZM150 238H151V236H150ZM163 238H162V239H163ZM170 238H172V237H170ZM170 238H169V239H170ZM183 238H185V236H184ZM183 238H181L182 241H183ZM232 238H233V237H232ZM242 238H243V237H242ZM2 239H3V238H2ZM17 239H19V238H17ZM21 239H22V238H21ZM23 239H24V238H23ZM54 239H55V238H54ZM74 239H75V238H74ZM89 239H90V238H89ZM91 239H92V238H91ZM91 239H90V241H91ZM148 239H149V238H148ZM162 239L157 240V242H158V241H161ZM189 239H190V238H189ZM204 239H206V238L204 237ZM0 240H1V239H0ZM12 240H14V239H12ZM26 240H28V239H26ZM35 240H36V239H35ZM41 240H42V239H41ZM44 240H45V239H44ZM50 240H51V239H50ZM60 240H61V239H60ZM93 240L96 241L95 238H94ZM101 240H102V239H101ZM116 240H117V239H116ZM143 240H144V239H143ZM145 240H147V239H145ZM145 240H144V241H145ZM173 240H174V239H173ZM194 240H195V239H194ZM249 240H250V239H249ZM10 241H11V239H10ZM21 241H22V240H21ZM30 241H31V240H30ZM37 241H38V240H36V242H37ZM58 241H59V239H58ZM61 241H62V240H61ZM61 241H60V243H61ZM77 241H78V240H77ZM90 241H89V242H90ZM125 241H126V240H125ZM163 241H164V240H163ZM178 241H179V239L177 240V242H178ZM187 241H188V240H187ZM204 241H205V240H204ZM220 241H221V240H220ZM246 241H247V240H246ZM1 242H2V241H1ZM13 242H14V241H13ZM25 242H28V241H25ZM31 242H32V241H31ZM44 242H45V241H44ZM47 242H48V241H47ZM66 242H68V241H66ZM114 242H117V241H115V238H114ZM7 243H8V242H7ZM11 243H12V242H11ZM17 243H18V242H17ZM23 243H24V241H23ZM37 243H38V242H37ZM51 243H52V242H51ZM54 243H55V242H54ZM57 243H58V242H57ZM68 243H69V242H68ZM77 243H78V242H77ZM80 243H81V242H80ZM92 243H93V242H92ZM98 243H99V241H98ZM158 243H159V242H158ZM158 243H157V244H158ZM162 243H163V242H162ZM162 243H161V244H162ZM165 243H166V241H165ZM165 243L162 244V246H163V245L166 246ZM185 243H186V241H185ZM248 243H249V242H248ZM5 244H6V243H5ZM14 244H15V243H14ZM25 244H26V243H25ZM32 244H35V243H32ZM45 244H46V243H45ZM52 244H53V243H52ZM90 244H91V243H90ZM90 244H89V245H90ZM95 244H96V243H95ZM95 244H94L93 246H95V247L97 248V245H95ZM99 244H100V243H99ZM118 244H119V243H118ZM155 244H156V243H155ZM155 244H154V245H155ZM159 244H160V243H159ZM177 244H179V243H177ZM249 244H250V243H249ZM16 245H17V244H16ZM21 245H22V243H21ZM39 245H41V244L39 243ZM39 245H38V246H39ZM49 245H50V244H49ZM49 245L46 244L47 247H48ZM54 245H55V244H54ZM66 245H67V244H66ZM102 245H104V244L102 243ZM126 245H127V244H126ZM168 245H169V244H168ZM186 245H187V243H186ZM186 245H185V246H186ZM242 245H243V244H242ZM19 246H20V244H19ZM19 246H18V248H19ZM26 246H27V245H26ZM29 246L32 247V245H29ZM41 246L43 247L44 245H41ZM52 246H53V245H52ZM90 246H91V245H90ZM104 246H105V245H104ZM106 246H107V245H106ZM112 246H113V245H112ZM128 246H129V245H128ZM158 246H159V245H158ZM174 246H175V244H174ZM174 246H173V247H174ZM183 246H184V245H183ZM185 246H184V248H187V246H186V247H185ZM189 246H191V245H189ZM197 246H199V245H197ZM244 246H245V244H244ZM254 246H255V245H254ZM14 247L17 248V246H14ZM53 247H56V246H53ZM87 247L89 248V246H87ZM100 247H101V246H100ZM131 247H132V246H131ZM134 247H135V246H134ZM168 247H169V246H168ZM168 247H167V248H168ZM170 247H171V246H170ZM170 247H169V248H170ZM195 247H196V246H195ZM16 248H14V249H16ZM18 248L16 249L17 252H19V251H18ZM21 248H22V247H21ZM21 248H19V249L21 250ZM36 248H37V247H36ZM61 248H62V246H61ZM63 248H64V247H63ZM65 248H67V246H66ZM77 248H78V247H77ZM93 248H94V247H93ZM96 248H95V249H96ZM98 248H99V247H98ZM111 248H113V247H111ZM123 248H124V247H123ZM156 248L158 249V247H156ZM162 248H163V247H162ZM177 248H181V247H178V246H177ZM184 248H183V249H184ZM243 248H244V247H243ZM245 248H246V247H245ZM8 249H9V247H8ZM14 249H12L11 251H13ZM24 249H25V248H24ZM39 249H40V248H39ZM49 249H50V248H49ZM68 249H69V248H68ZM159 249H161V245H160ZM170 249H171V248H170ZM241 249H242V248H241ZM256 249H257V248H256ZM4 250H5V249H4ZM25 250H26V249H25ZM27 250H29V249H27ZM41 250H42V249H41ZM55 250H56V249H55ZM57 250H60V249H57ZM66 250H67V249H66ZM90 250H91V249H90ZM163 250H165V249H163ZM166 250H167V249H166ZM175 250H177V249H175ZM187 250H188V249H187ZM9 251H10V250H9ZM11 251H10V252H11ZM45 251H46V250H45ZM60 251H62V250H60ZM63 251H65V250H63ZM77 251H78V250H77ZM100 251H101V249H100ZM102 251H103V250H102ZM114 251H115V250H114ZM114 251H112V252H114ZM123 251H124V250H123ZM181 251L183 252V250H181ZM193 251H195V250H193ZM13 252H15V251H13ZM21 252H22V250H21ZM26 252H27V251H26ZM34 252H35V251H34ZM49 252H50V251H49ZM57 252H58V251H57ZM65 252H66V251H65ZM69 252H70V251H69ZM80 252H81V251H80ZM82 252H83V251H82ZM90 252H91V251H90ZM127 252H128V251H127ZM127 252H126V253H127ZM144 252H145V250H144ZM169 252H170V251H169ZM169 252H168V253H169ZM173 252H174V251H173ZM184 252H185V250H184ZM1 253H2V252H1ZM41 253H43V252H41ZM52 253H53V252H52ZM52 253H51V255H52ZM55 253H56V252H55ZM67 253H68V252H67ZM75 253H76V252H75ZM106 253H107V252L105 251L104 254H106ZM117 253H118V252H117ZM117 253L114 252L113 255H114V254H117ZM121 253H123V252H121ZM124 253H125V252H124ZM124 253H123V254H124ZM200 253H201V252H200ZM242 253H243V252H242ZM7 254H8V253H7ZM9 254H10V253H9ZM13 254H14V253H13ZM18 254H20V253H18ZM21 254H22V253H21ZM21 254H20V255H21ZM45 254H46V253H45ZM57 254H59V253H57ZM57 254H56V256H57ZM62 254H63V253H62ZM102 254H103V253H102ZM146 254H147V253H146ZM178 254H179V253H178ZM231 254H232V253H231ZM240 254H241V252H240ZM256 254H257V253H256ZM36 255H37V254H36ZM39 255H40V254H39ZM43 255H44V254H43ZM51 255H50V256H51ZM68 255H69V254H68ZM68 255L66 254V256H68ZM83 255H84V254H83ZM94 255H95V254H94ZM94 255H93V256H94ZM109 255H112V254L110 253ZM113 255H112V256H113ZM120 255H121V254H120ZM169 255H170V254H169ZM233 255H234V254H233ZM235 255H236V253H235ZM261 255H264V252L261 251L259 257H260ZM5 256H6V255H5ZM33 256H34V255H33ZM44 256H45V255H44ZM48 256H49V255H48ZM53 256H54V255H52L51 257H53ZM59 256H61V255H59ZM59 256H58V259H59ZM63 256H64V255H63ZM84 256H85V255H84ZM96 256H97V255H96ZM104 256H105V255H104ZM112 256H110V258H111ZM116 256H117V255H116ZM125 256H126V255H125ZM125 256H124V257H125ZM172 256H173V255H172ZM247 256H249V255H247ZM0 257H1V256H0ZM2 257L4 258V254H3ZM20 257H21V256H20ZM20 257H19V258H20ZM42 257H43V256H42ZM46 257H47V255L45 256V258H46ZM61 257H62V256H61ZM74 257H76V256H74ZM108 257H109V256H108ZM173 257H174V256H173ZM243 257H244V256H243ZM251 257H252V256H251ZM5 258H6V257H5ZM23 258H24V257H23ZM38 258H39V257H37V258H35V259H38ZM40 258H41V257H40ZM48 258H49V257H48ZM62 258H63V257H62ZM68 258H70V257L68 256ZM83 258H84V257H83ZM92 258H94V257H92ZM104 258H105V257H104ZM113 258H114V257H113ZM116 258H117V257H116ZM118 258H119V256H118ZM156 258H157V255H156ZM159 258H161V257H159ZM159 258H157V260H158ZM218 258H219V257H218ZM230 258H232V257H230ZM252 258H253V257H252ZM65 259H66V258H65ZM65 259H64V261H65ZM81 259H82V257H81ZM84 259H85V258H84ZM87 259H89V258H87ZM94 259H95V258H94ZM98 259H99V258H98ZM111 259H112V258H111ZM249 259H250V257H249ZM12 260H13V259H12ZM21 260H22V259H21ZM21 260H20V261H21ZM24 260H27V259H24ZM28 260H29V258H28ZM40 260H41V259H40ZM48 260H49V259H48ZM59 260L61 261V258H60ZM73 260H74V259H73ZM73 260H72V261H73ZM116 260H117V259H116ZM116 260H114V261H116ZM176 260H177V259H176ZM236 260H238V257L235 259V261H236ZM244 260H245V259H244ZM45 261H47V260H45ZM52 261H53V259H52ZM56 261H58V260L56 259ZM56 261H55V257H54V262H56ZM60 261H59V262H60ZM72 261H71V263H72ZM75 261H76V260H75ZM93 261H94V260H93ZM231 261H232V260H231ZM26 262H27V261H26ZM40 262H41V261H40ZM50 262H51V261H50ZM61 262H62V261H61ZM73 262H74V261H73ZM85 262H87V261H85ZM104 262H105V261H104ZM107 262H108V261H107ZM145 262H146V260H145ZM14 263H15V262H14ZM18 263H19V262H18ZM57 263H58V262H57ZM57 263H56V264H57ZM89 263H91V262H89ZM95 263H96V261H95ZM98 263H99V261H98ZM105 263H106V262H105ZM125 263H126V262H125ZM15 264H16V263H15ZM20 264H21V262H20ZM43 264H44V263H43ZM50 264H51V263H50ZM68 264H69V263H68ZM99 264H100V263H99ZM149 264H150V263H149ZM227 264H228V263H227Z\"/></svg>",
  "mask_w": 264,
  "mask_h": 264
},
{
  "label": "clouds",
  "instance_id": "clouds-1",
  "mask_svg": "<svg viewBox=\"0 0 264 264\" xmlns=\"http://www.w3.org/2000/svg\"><path fill=\"white\" fill-rule=\"evenodd\" d=\"M155 183H156V182H153V183L149 184V185L146 187L145 191H152V190H154Z\"/></svg>",
  "mask_w": 264,
  "mask_h": 264
}]
</instances>
